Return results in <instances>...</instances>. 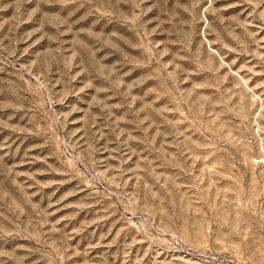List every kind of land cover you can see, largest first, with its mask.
I'll use <instances>...</instances> for the list:
<instances>
[{
    "label": "rangeland",
    "instance_id": "obj_1",
    "mask_svg": "<svg viewBox=\"0 0 264 264\" xmlns=\"http://www.w3.org/2000/svg\"><path fill=\"white\" fill-rule=\"evenodd\" d=\"M0 264H264V0H0Z\"/></svg>",
    "mask_w": 264,
    "mask_h": 264
}]
</instances>
